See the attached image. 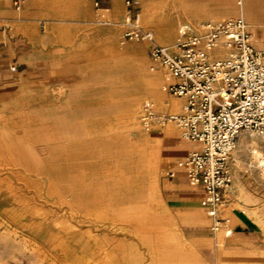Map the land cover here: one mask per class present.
Here are the masks:
<instances>
[{
	"label": "rangeland",
	"instance_id": "rangeland-1",
	"mask_svg": "<svg viewBox=\"0 0 264 264\" xmlns=\"http://www.w3.org/2000/svg\"><path fill=\"white\" fill-rule=\"evenodd\" d=\"M119 1L118 9L114 1L115 16L100 26L88 12L110 9V4L96 8L95 0L24 1V9L33 3L29 11L38 17L40 31H52L55 60L69 64L78 78L96 79L86 83L97 94L66 102L60 90L48 101L0 102V264H195L184 239L183 215L176 210L189 182L183 189L173 188L169 175L187 154L179 152L193 144L181 141L172 124L149 132L141 121L145 102L172 114L181 101L163 86L166 102L179 103L163 111L148 95V82L161 84L163 78L150 70L147 44H122L126 0ZM137 1L142 27L160 45L174 46L185 26L197 31L203 23L237 17L259 30L264 41V0ZM172 29L177 36L166 43L159 34ZM137 46L143 50L139 60L126 54ZM136 106L143 142L131 128ZM77 107L79 115L72 110ZM170 128L176 138L169 136ZM243 138L252 140L249 133ZM252 150L230 159L229 193L237 196L225 202L218 216L231 228L234 216H240L264 233V145L258 149L260 163ZM229 205L239 213L232 215ZM201 210L211 230L212 221Z\"/></svg>",
	"mask_w": 264,
	"mask_h": 264
},
{
	"label": "built area",
	"instance_id": "built-area-1",
	"mask_svg": "<svg viewBox=\"0 0 264 264\" xmlns=\"http://www.w3.org/2000/svg\"><path fill=\"white\" fill-rule=\"evenodd\" d=\"M102 0H95L99 8ZM121 42L149 45L150 70L159 72L165 91L183 99L180 112L159 113L147 101L142 125L176 126L181 138L198 148L177 163L193 187H201V206L217 219L233 186L230 159L238 138L254 133L264 138V41L242 17L203 23L193 31L185 26L174 46L157 44L155 35L141 25L139 2L126 0ZM24 0L15 2L22 10ZM12 72L16 67H10ZM174 177L175 172H171ZM222 228L219 220L214 230ZM232 231L225 230L230 237Z\"/></svg>",
	"mask_w": 264,
	"mask_h": 264
},
{
	"label": "crops",
	"instance_id": "crops-1",
	"mask_svg": "<svg viewBox=\"0 0 264 264\" xmlns=\"http://www.w3.org/2000/svg\"><path fill=\"white\" fill-rule=\"evenodd\" d=\"M16 1L0 0V102L9 104L48 101L59 94L60 90L65 95L66 102L93 99L97 93L92 92L89 88L90 84L87 83L96 79H89L87 82L85 78H78L69 64L62 65L55 60L52 54L54 49L52 31L50 29L40 31L37 25L38 17L29 11L33 3H29L26 9L23 6L22 10L18 11L14 8ZM101 4L102 6L110 4L111 8L88 12V18L97 26L101 25L103 19L115 16L112 13L114 0H102ZM121 14L116 17L120 18ZM257 31L259 30L255 29L254 33L258 37ZM147 47L149 57V45ZM10 67H16V71L12 72ZM178 100L181 101L179 112L184 100ZM68 107L71 108L70 105ZM77 108L72 110L79 115L81 110L80 107ZM12 112L15 116L16 111ZM68 115H70L69 112ZM67 133H69L68 130ZM180 139L188 142L183 140L181 135ZM191 144L193 147L189 151H181L179 154L187 152V156L189 152L198 148V145ZM174 172V177H170L172 179L170 186L178 189L185 188L188 180L185 173L177 166ZM189 186L187 193L179 194L181 204L176 210L183 215L184 239L189 241L193 249L191 253L193 262L195 264H264V233L240 216H234L235 225L231 228L224 223V220L219 219V216L213 219L207 215L212 221L210 230L209 221L201 217L202 206H199L204 197L203 189L190 184ZM191 188H196L197 193H192ZM236 196L235 193H227L226 202L232 201ZM233 208L228 207L232 210V215L239 213ZM217 220L222 224L219 232L213 229ZM226 228L233 231L230 237L225 236Z\"/></svg>",
	"mask_w": 264,
	"mask_h": 264
},
{
	"label": "bare ground",
	"instance_id": "bare-ground-1",
	"mask_svg": "<svg viewBox=\"0 0 264 264\" xmlns=\"http://www.w3.org/2000/svg\"><path fill=\"white\" fill-rule=\"evenodd\" d=\"M115 3H116V9H118V6H119V3L120 1L119 0H114ZM240 3V2H239ZM238 3V4H239ZM159 4V3H158ZM157 4V5H158ZM242 4L241 6V9L244 13V4L243 3H240ZM161 6V5H160ZM241 11V13H242ZM243 16H246L245 14H243ZM179 22V21H178ZM250 25V24H249ZM251 27H253L252 25H250ZM254 28V27H253ZM255 29H253L254 31ZM177 32L178 31H175V29H172L171 31H162L161 34H159V36H161V38H163L165 40L166 43H170L171 40H173L176 36H177ZM171 44V43H170ZM173 46V45H171ZM170 47V46H169ZM126 54L128 56H131L133 58H136L137 60H139V56H141L143 54V50H142V47L141 46H137V47H133L131 48L130 50H128L126 52ZM158 76V75H157ZM155 77V76H154ZM146 78V77H145ZM143 79V77H142ZM150 80V79H149ZM154 80V79H153ZM149 81L148 82V95L152 98V100H154L156 102V105L157 107L160 109V110H168V109H176L178 106H179V103H170L168 104L166 102V99H165V95H164V89H163V86H164V82L162 81L161 84H159V81L155 80V81ZM161 80V79H160ZM163 80V79H162ZM146 88V89H147ZM161 89V92L159 91ZM137 97V96H136ZM138 99V98H137ZM129 101V100H128ZM137 101V100H136ZM132 102V101H131ZM132 104V103H131ZM135 104V103H134ZM138 104V103H137ZM133 109V108H132ZM139 112H140V107L139 106H136L134 109H133V112H132V115L130 117V122H131V128L133 129L134 132H136L137 134L139 133V122H138V116H139ZM177 113V112H176ZM164 114V113H163ZM174 114V113H172ZM130 128V129H131ZM131 131V130H130ZM168 134L170 137L172 138H176L177 137V132L175 131V129L173 128H170L168 129ZM245 133L241 134L240 137L238 138L237 140V143H236V148L232 154V156L235 154L236 156L240 155L241 153H243L244 151H250L252 149H255L257 150L255 153H252L253 157L259 161V156H258V149L260 147H262V145H264V142L263 141H259V137L254 134V133H249L250 136L252 137V140L250 142H247L244 140L243 138V135ZM139 135V141L140 142H143L141 139L143 138V135H141L140 133L138 134ZM138 140V139H137ZM176 141H179V139H176ZM244 152V153H245ZM252 152H254L252 150ZM262 153V152H261ZM239 159V158H238ZM260 161H261V157H260ZM259 161V163H260ZM185 176V175H184ZM236 188L239 189V192L241 194L245 193V190H244V186L241 184V183H236ZM196 190V188H194ZM194 192V191H193ZM229 193V192H228ZM17 247V246H16ZM24 249V248H23ZM21 251V250H20ZM25 253V252H24ZM16 256V255H14Z\"/></svg>",
	"mask_w": 264,
	"mask_h": 264
}]
</instances>
